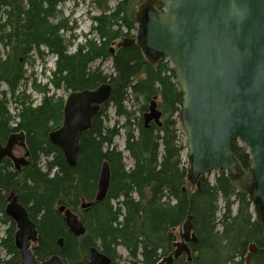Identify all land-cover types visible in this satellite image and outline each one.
Segmentation results:
<instances>
[{"label":"trees","instance_id":"1","mask_svg":"<svg viewBox=\"0 0 264 264\" xmlns=\"http://www.w3.org/2000/svg\"><path fill=\"white\" fill-rule=\"evenodd\" d=\"M63 1L66 0H0V47L8 51L6 57L0 58V83L15 90L24 77L28 53L35 46L39 51L45 45L57 55L51 79L54 88L79 91L95 89L103 83L112 86L111 95L102 104L92 126L81 135L74 167L68 165L62 150L48 137L63 122L65 101L47 95L49 90L45 85L42 103L19 104L21 109L18 108L17 121L13 122L15 118L4 100L5 93L0 98V144H5L12 133L24 131L32 155L31 164L20 172L9 170L10 161H2L0 189L4 192H0V202L5 194L13 192L27 208L40 236L34 249L36 259L43 261L58 254L65 264H87L90 249L96 246L112 259L111 264H121L117 261V249L123 247L127 264H158L173 251V234L169 232L182 226L191 214L199 239L192 244V260L182 256L173 264H245L252 243L258 246L252 264H264L263 225L252 215L249 193L238 190L234 179L224 170L218 172L214 182L206 176L199 182L193 180L191 167L183 161L184 145L178 139L177 120L184 96L170 62L162 57L149 59L140 44L111 52L110 44L121 33L112 31V25L103 21L118 18L131 30L133 22L129 14H123L128 0L117 6L115 14L94 18L98 21L99 41L86 39L73 53H69L70 44L58 34L67 25L49 22ZM108 59L113 62L114 72L107 74L94 66L97 60ZM129 96L145 101L138 112L126 106ZM159 98L158 107L164 119L161 125L152 121L147 126L144 115L151 102L154 99L158 102ZM108 106L115 109L118 118H124L122 125L105 123ZM122 129L124 150L115 143ZM230 148L240 171H249L248 148L236 139ZM125 152L133 161L131 167L125 161ZM40 157L45 159L44 167L40 165ZM104 161L111 170L107 197L84 209V201H95ZM187 178L196 185L191 194L185 187ZM220 199L224 202L221 218ZM61 205L80 216L87 228L85 235L75 236L69 231L63 213L58 210ZM14 229L12 224L7 239L1 242L11 257L0 258V264L21 262L14 243Z\"/></svg>","mask_w":264,"mask_h":264},{"label":"water","instance_id":"2","mask_svg":"<svg viewBox=\"0 0 264 264\" xmlns=\"http://www.w3.org/2000/svg\"><path fill=\"white\" fill-rule=\"evenodd\" d=\"M163 11L146 8L138 37L124 38L118 48L139 43L151 60L168 58L174 66L178 89L183 94L181 120L186 133L191 176L199 178L214 170H225L238 178L240 167L231 151V142L244 144L251 155L252 184L249 196L261 214L264 230V0H161ZM114 51V50H113ZM112 92L109 83L95 89L71 91L67 98L63 124L51 132L50 140L65 154L70 166L76 164L82 133L92 126L93 118ZM162 111L154 99L145 116L161 125ZM26 148L25 133L11 135L0 144V164L8 156L16 167L26 164L15 157L13 148ZM29 153L27 152L26 155ZM1 177V172H0ZM111 178L109 163L104 162L96 201L103 200ZM93 202H84L83 208ZM64 210V207L61 208ZM71 230L86 232L79 216L65 208ZM8 215L16 221L15 243L22 264H63L58 257L38 261L31 242L38 228L27 210L12 197ZM175 242L174 257L192 258L190 243L198 242L193 216L188 215ZM257 247L250 246L246 264ZM172 255L160 264H173ZM111 259L97 248L91 249L88 264H110Z\"/></svg>","mask_w":264,"mask_h":264},{"label":"rangeland","instance_id":"3","mask_svg":"<svg viewBox=\"0 0 264 264\" xmlns=\"http://www.w3.org/2000/svg\"><path fill=\"white\" fill-rule=\"evenodd\" d=\"M122 1L123 0H66L58 4L56 12L50 17L49 22L52 24L63 22L67 25V27L61 28L58 34L61 36L63 41H66L68 42V44H70L69 53H73L77 50L78 45L84 43L86 39H89L92 42L99 41V36L96 33L98 21L94 18L98 16H109L113 13L115 14V12H117V6L120 5ZM125 3L126 5L123 7V14H129V17L133 22V27L131 30L126 29V27L123 26V22L118 18H116L114 21H111L112 19H106V21H103L107 23L106 25H112V31L121 33V37L115 39V41L110 44V48H113L114 46L117 49L116 44H118L123 38H125V33L130 34V38L137 39L139 26L141 23L140 19L145 8H154V10L156 11L164 10L161 0H128ZM123 14H121L120 16H123ZM49 49V47L46 48L45 46H42L39 52L33 51L30 56H28V59L24 64V77L20 85L15 90H11L6 86V84L0 83V98H2L3 93H5L4 100L8 103L10 112L12 114L18 112L19 104H25L27 106L30 104H32V106L41 104L45 95L44 82H46L47 80L45 78V76H47V68L49 67V64L51 65V61L53 59V57L51 58L48 56L47 51H49ZM0 50V58H3L6 55L7 50L2 47H0ZM166 61L169 60L166 59ZM170 65L173 67L171 61ZM94 66L101 67V69L104 70L107 74L114 72L113 62L111 59L104 61L97 60L94 63ZM47 89L49 90L47 95L53 96L54 99L62 101L63 103L71 92L69 90H66L65 87L56 89L53 85H47ZM144 102L145 101L142 98L135 99L129 96L125 104L131 111L138 112ZM159 102L160 98L158 99V103ZM149 104L150 102L148 101V105ZM159 109L162 111L161 107H159ZM105 114L107 115L105 123L108 126H112L116 122L119 125H122L124 122V118H118L115 114V109L111 106H108L105 109ZM138 114L139 113H137L136 116H138ZM163 119L164 116H162L161 120L163 121ZM177 135L181 144L184 145V150L182 153L183 161L190 169L186 133L184 131L182 120L180 117L177 120ZM115 143L121 150L125 149L124 129H122L121 134L116 137ZM23 153V148L19 146L15 147V154L17 156H22ZM125 161L128 167L132 166L133 161L129 157L128 152H125ZM39 162L40 165L44 167L45 159L43 157H40ZM218 172L219 170L210 171L204 176L209 177L210 180L214 182ZM234 181L238 190L244 192L246 191L247 193H249L252 184V175L250 169L249 171H246L244 173L240 171L238 178L234 179ZM185 187L190 194L196 190V185L193 184L188 178L186 180ZM219 209L220 210L218 216L221 218L224 213V202L221 199L219 202ZM236 210L237 204L233 207V211L236 212ZM251 212L254 218L261 221V214L258 210L255 209L254 204H252ZM6 227L7 225L5 224L2 226L0 225V239H2L3 237L5 238ZM173 231V236H179L180 227L176 228ZM35 247L36 243L32 245V248ZM4 256V251L0 249V257L3 258ZM127 260L126 250L123 247H119L117 249V261L121 264H127Z\"/></svg>","mask_w":264,"mask_h":264},{"label":"bare ground","instance_id":"4","mask_svg":"<svg viewBox=\"0 0 264 264\" xmlns=\"http://www.w3.org/2000/svg\"><path fill=\"white\" fill-rule=\"evenodd\" d=\"M114 50V51H113ZM39 52V51H38ZM111 52H115V49L114 48H111ZM49 57H53V59H52V61H51V65L49 64V67L47 68V76H45V78L46 79H52V77H53V72L56 70V61H57V55H55V54H51V55H48ZM44 85H48V84H44ZM68 98V97H67ZM9 107V106H8ZM19 109H21L20 107H18ZM19 109H18V112H19ZM9 110H10V108H9ZM149 111H150V105H149ZM149 111H147L146 112V114L147 113H149ZM12 114V113H11ZM146 114L144 115V120H145V116H146ZM13 116H14V121L13 122H16L17 120H16V115H17V112L16 113H14V114H12ZM19 120V119H18ZM14 125H15V123H13ZM87 130V129H86ZM55 131V130H54ZM54 131H51V132H54ZM51 132L49 133V140H50V134H51ZM20 133H25L24 131H21V132H14V133H12L11 135H16V134H20ZM10 135V136H11ZM9 136V137H10ZM8 137V138H9ZM50 142L52 143V144H54L51 140H50ZM232 143V142H231ZM242 144V143H241ZM54 145H56V144H54ZM244 145V144H243ZM56 146H58V145H56ZM27 147V146H26ZM59 147V146H58ZM60 148V147H59ZM61 149V148H60ZM62 150V149H61ZM29 154L28 155H30V152L29 151H27ZM26 152V153H27ZM62 152L64 153V151L62 150ZM26 153H25V155H23V156H20V157H25V161H26V164L28 163V160H27V156L28 155H26ZM79 153V152H78ZM64 156H65V154H64ZM6 157H8V156H6ZM66 158V157H65ZM67 161V160H66ZM77 161H78V155H77V160H76V164H77ZM14 163H15V161H13ZM105 162V161H104ZM104 162L102 163V165H101V167H100V172H99V177H98V181H97V192H98V187H99V180H100V176H101V172H102V167H103V164H104ZM2 163V162H1ZM68 163V162H67ZM26 164H23V165H26ZM76 164L74 165V166H76ZM69 165V164H68ZM15 166H16V163H15ZM70 166V165H69ZM74 166H71V167H74ZM17 168V167H16ZM17 169H19V168H17ZM110 181H111V178H110ZM109 186H110V184H109ZM108 190H109V188H108ZM97 192H96V196H97ZM108 193V192H107ZM11 197L10 198H12V197H15V196H17L18 197V195H16L15 193H11V195H10ZM107 197V194H106V196H105V198ZM105 198L103 199V200H105ZM103 200H100V202L101 201H103ZM18 201H19V203L27 210V208L24 206V204H22L21 202H20V200H19V197H18ZM85 202V201H84ZM83 202V203H84ZM95 202H97L96 201V197H95ZM10 203H11V201H10ZM9 203V204H10ZM82 203V204H83ZM8 204V205H9ZM8 207V206H7ZM62 207H64V210H61V208ZM65 208L66 209H70V208H68V207H66L65 205H61L59 208H58V210L61 212V213H63V217H64V220H65V222H66V224H67V227H68V229H69V231L73 234V235H75V236H83V235H85V233L83 234V235H77V234H75L72 230H71V228H70V226H69V224H68V221H67V214H66V210H65ZM71 210V209H70ZM27 212H28V210H27ZM71 212L72 213H75L73 210H71ZM6 213H7V209H6ZM8 214V213H7ZM76 214V213H75ZM76 215H78V214H76ZM79 216V215H78ZM79 219L81 220V218H80V216H79ZM14 220V219H13ZM15 221V220H14ZM82 221V220H81ZM16 222V221H15ZM83 222V221H82ZM185 222V221H184ZM184 224V223H183ZM182 224V225H183ZM84 226H85V224H84ZM85 228H86V226H85ZM180 228H181V226H180ZM18 231V230H17ZM86 231H87V228H86ZM17 233V232H16ZM15 236H16V234H15ZM39 238H40V236H39V234H38V238H37V240L34 242V241H32L31 242V247H32V245L34 244V243H37L38 242V240H39ZM176 239V238H175ZM63 237H61V238H59V245L60 246H62L63 245ZM199 240V239H198ZM179 241V240H178ZM14 242H15V239H14ZM176 242V241H175ZM175 242H174V251H175ZM196 243H198V242H196ZM195 243V244H196ZM190 244H194V243H190ZM190 244H189V246H190ZM251 245H254V246H256L257 247V250H258V246L255 244V243H252ZM250 245V246H251ZM15 246H16V243H15ZM97 248L99 251H100V249L98 248V247H96V246H93V247H91V249L92 248ZM16 248H17V246H16ZM190 248H191V251H192V247L190 246ZM18 249V248H17ZM91 249H90V255H89V260H90V256H91ZM32 250H33V253H34V248H32ZM256 250V251H257ZM18 251H19V249H18ZM174 251L170 254V255H172L173 257H174ZM20 252V251H19ZM100 252H102V251H100ZM249 252H250V247H249ZM249 252H248V254H249ZM103 253V252H102ZM21 254V253H20ZM103 254H105V253H103ZM248 254H247V256H248ZM105 255H107V254H105ZM170 255H167V256H165L163 259H161L160 260V262L158 263V264H160L165 258H167V257H169ZM254 255V254H253ZM108 256V255H107ZM247 256H246V258H247ZM21 257H22V255H21ZM53 257H58L62 262H63V264H65V262L62 260V258L58 255V254H55V255H53V256H51L50 258H53ZM109 257V256H108ZM181 257V256H180ZM179 257V258H180ZM253 257V256H252ZM50 258H47V259H45V260H43V262L44 261H46V260H48V259H50ZM110 258V257H109ZM175 258V257H174ZM111 259V258H110ZM175 259H178V258H175ZM174 259V260H175ZM187 259H188V257H187ZM89 260H88V263H89ZM191 260H192V258H191ZM191 260H189L188 259V261H191ZM247 261V260H246ZM251 261H252V258H251ZM40 262H42V261H40ZM111 262H112V259H111ZM87 263V264H88ZM21 264H22V262H21ZM111 264V263H110ZM251 264V263H250Z\"/></svg>","mask_w":264,"mask_h":264},{"label":"flooded vegetation","instance_id":"5","mask_svg":"<svg viewBox=\"0 0 264 264\" xmlns=\"http://www.w3.org/2000/svg\"><path fill=\"white\" fill-rule=\"evenodd\" d=\"M21 6V5H20ZM145 10V9H144ZM144 10H143V14H142V16L144 15ZM142 16H141V18H142ZM141 21V20H140ZM42 46H45V45H41L40 46V49H41V47ZM33 51H37L38 52V48L35 46L29 53H28V55L27 56H30V54L33 52ZM7 54H8V51H7V53H6V55L4 56V57H6L7 56ZM23 60V57L21 58V61ZM42 103V102H41ZM66 103H67V98H66V100H65V106H66ZM40 105V104H39ZM38 106V105H37ZM65 106H64V111H65ZM100 111V110H99ZM99 113V112H98ZM97 116V114L94 116V118H93V120L95 119V117ZM59 128H60V126H57V127H55V129H53L52 131H56V130H59ZM18 132H21V131H18ZM26 148H23V147H21V148H23L24 149V153H23V155H25V153L27 152V151H29L30 152V155H28L26 158H27V160H28V163L26 164V165H21L20 166V168L19 169H17L16 168V166H15V163L13 162V160H12V158H10V157H5L3 160H8V161H10L11 162V167L9 168V170H12V171H21L22 170V168H24V167H26V166H29L30 164H31V161H32V155H31V151H30V149H29V147H28V144H27V142H26ZM13 155L15 156V157H20V156H17L16 154H15V147L13 148ZM22 155V156H23ZM0 192H4L2 189H0ZM11 193H13V192H10V193H8V194H5V197H3V198H1V202H0V225L2 226V225H7V227H6V229H5V233H6V236H5V238L3 237L2 239H0V249H2L3 251H4V253H5V256L2 258V257H0L2 260H4V259H10V257H11V255H9L8 253H7V251H5V249L3 248V246L1 245V242H2V240H4V239H7V237H8V233H9V230L11 229V226H12V224H14L15 225V229H14V232H13V236H14V239H15V234H16V232H17V230H18V227H17V224H16V222L6 213V209H7V206H8V204L10 203V201H11ZM17 195V194H16ZM1 197V196H0ZM19 197V196H18ZM95 197H96V194H95ZM3 199V200H2ZM19 200H20V198H19ZM21 202V201H20ZM4 208V209H3ZM7 220V221H6ZM180 233V232H179ZM169 234H174V231H170L169 232ZM176 238V239H175ZM178 239L180 240V235L179 236H173V251H174V242L175 241H178ZM15 243V242H14ZM190 246L192 247V244H190ZM35 249V248H34ZM172 251V252H173ZM172 252H170L168 255H170ZM192 253H193V250H192ZM19 255H20V261L22 262V257H21V254H20V252H19ZM165 256H167V255H165ZM165 256H163V258L165 257ZM182 256H186L187 257V255L186 254H183ZM181 256V257H182ZM180 257V258H181ZM162 258V259H163ZM179 259V258H178ZM176 260V259H175ZM174 260V261H175ZM21 262H20V264H21ZM245 264H246V261H245ZM251 264H252V261H251Z\"/></svg>","mask_w":264,"mask_h":264}]
</instances>
